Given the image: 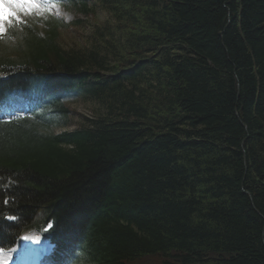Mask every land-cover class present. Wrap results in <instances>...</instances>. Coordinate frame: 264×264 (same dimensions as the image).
<instances>
[{
	"label": "trees",
	"instance_id": "trees-1",
	"mask_svg": "<svg viewBox=\"0 0 264 264\" xmlns=\"http://www.w3.org/2000/svg\"><path fill=\"white\" fill-rule=\"evenodd\" d=\"M76 1L108 17L80 47L0 38V118L43 95L0 125V244L50 224L85 264H264V0Z\"/></svg>",
	"mask_w": 264,
	"mask_h": 264
},
{
	"label": "rangeland",
	"instance_id": "rangeland-1",
	"mask_svg": "<svg viewBox=\"0 0 264 264\" xmlns=\"http://www.w3.org/2000/svg\"><path fill=\"white\" fill-rule=\"evenodd\" d=\"M51 12L55 17L61 20L63 19L68 24L74 21V18L72 17L73 15L71 13L68 14L56 8H53ZM94 12L95 14L92 15L93 17H91L90 21H86L84 24L78 27L67 29L61 34L60 43L64 45V47L68 49L80 47L81 45H83L82 40L86 39L87 36L91 33L90 28L92 27V25L94 26L96 25V23L98 24L101 22L108 21V17H106L105 14L101 12L98 8H96ZM34 15L38 17L40 14H34ZM26 17H30V16H25L23 18H26ZM94 19L97 20L96 23ZM88 107H89L88 104H85V103H78L76 105L71 106L73 115L72 117H70L71 120L68 122V127L63 130H67V129L72 130V129L77 128L78 122L81 120L80 119L81 116L82 115L88 116L90 114ZM63 130L61 129L55 130L53 131V134L59 133L60 131H63Z\"/></svg>",
	"mask_w": 264,
	"mask_h": 264
},
{
	"label": "snow or ice",
	"instance_id": "snow-or-ice-1",
	"mask_svg": "<svg viewBox=\"0 0 264 264\" xmlns=\"http://www.w3.org/2000/svg\"><path fill=\"white\" fill-rule=\"evenodd\" d=\"M49 7L48 0H0V38L6 39L10 29L23 24V17L46 12Z\"/></svg>",
	"mask_w": 264,
	"mask_h": 264
},
{
	"label": "bare ground",
	"instance_id": "bare-ground-1",
	"mask_svg": "<svg viewBox=\"0 0 264 264\" xmlns=\"http://www.w3.org/2000/svg\"><path fill=\"white\" fill-rule=\"evenodd\" d=\"M34 248V247H33Z\"/></svg>",
	"mask_w": 264,
	"mask_h": 264
}]
</instances>
